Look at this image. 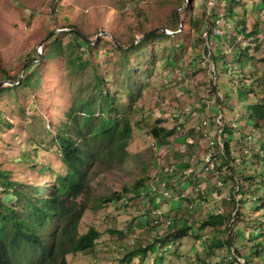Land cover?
Segmentation results:
<instances>
[{
	"label": "rangeland",
	"instance_id": "1",
	"mask_svg": "<svg viewBox=\"0 0 264 264\" xmlns=\"http://www.w3.org/2000/svg\"><path fill=\"white\" fill-rule=\"evenodd\" d=\"M191 18L198 23L194 27ZM155 28L170 37L142 39ZM79 32L94 45L91 49L83 44L80 50L90 60L82 70L67 61L72 51L79 54ZM56 37L60 54L32 70L29 65L50 52ZM255 39L262 41L259 50ZM262 57L264 0H214L213 5L209 0H0V83L16 87L11 82L19 81L25 70L34 78L31 87L18 86L0 95L5 121L0 122V169L25 185L48 184L52 171L65 169L54 136L67 111L76 110L85 122L80 108L90 101L95 113L88 118L94 124L107 105L101 87L94 85L95 68L118 107L114 114L130 116L133 134L123 162L117 150V157L92 178L79 233L95 227L101 236L93 247L67 254L68 264H234L233 247L208 254L206 245L212 238L236 239L235 228L250 232L258 213L251 221L235 215L217 231L200 230L201 220L216 212L227 217L234 198L248 202L264 191L246 185L239 191L241 184L216 176L206 162L215 149L221 162L215 126L220 113L225 122L251 134L255 120L249 110L264 95ZM256 79L253 94L247 89ZM157 118L175 130L166 145L150 135ZM258 123L262 129L254 127L262 136L256 135L248 146L234 139L228 168L220 172L239 179L260 172L261 162L252 156L264 143V123ZM137 182L141 184L134 191ZM124 187L129 192L122 200L102 202ZM0 195L15 205L8 193ZM153 209L162 215L153 217ZM240 210L251 209L241 205ZM184 228H190L187 235L178 238ZM246 239L237 242L243 258L264 264V258L251 259L252 243L243 245ZM139 241L145 252L136 251L130 259Z\"/></svg>",
	"mask_w": 264,
	"mask_h": 264
},
{
	"label": "trees",
	"instance_id": "2",
	"mask_svg": "<svg viewBox=\"0 0 264 264\" xmlns=\"http://www.w3.org/2000/svg\"><path fill=\"white\" fill-rule=\"evenodd\" d=\"M197 24V21H193L191 18L190 27ZM76 32H72L73 35H76ZM258 33H260V30H256V36ZM78 37L80 40H75V46L78 48L79 54L73 55L72 51L67 56V61L70 66L72 65V68L82 70L86 64L90 65V60L84 59L80 50L84 47L83 44L85 46L88 44L87 47H91V49L94 45L87 43L80 34H78ZM152 37L167 38L170 36L164 30L158 28L146 35L143 40ZM142 41L139 44H142ZM254 41L258 42L256 49L259 50L262 41L256 39ZM51 45L49 53H44L36 64L29 65L32 70H36L44 59L60 54L61 44L57 37L52 40ZM121 50L124 54L128 52V50ZM125 61L126 63L129 62L127 58ZM259 61L264 62V57L260 58ZM126 63L124 64L126 65ZM126 67H129V64ZM93 71L94 78H96L94 85L98 88L101 87L99 91L101 97L104 98V103H107V105L105 108H101L99 115L95 116L94 119L97 122L94 124L88 118L95 113L90 101H85L83 107L80 108L82 109L80 110L81 113L86 116L85 122L81 120L80 116L76 115V110L67 111L66 119L57 127V134L54 136V141L60 151V160L65 169L58 173L52 171L51 181L48 184L39 185L21 184L13 180L10 172L0 169V188L2 189L0 193H8L10 199L16 202L15 205H12L0 195V264H68L67 254L82 252L93 247L101 236V232L95 227H90L84 234L79 233V223L84 212L88 209L91 181L96 176L100 166H107L112 157H117L113 155L117 150L120 151L119 160L123 162L127 154L128 140L133 134V125L130 116L125 114L123 115L125 117L119 118L114 114L118 111V107L114 106L112 95L106 91L103 78L98 77L95 68ZM15 81L18 82L16 87L29 88L33 85L34 78L30 73L27 74L25 70L21 79ZM258 82L259 79L253 80L247 90L255 94V86L258 85ZM260 85L264 90V79L260 82ZM16 87L1 86L0 95ZM260 100L261 102L258 100L259 103H255L249 110V118L255 120V125L250 131L251 134H245L243 128L240 126L238 128L234 123L225 122L222 113H220V121H215L219 138L217 148H219L221 154V162L217 160V149H215L208 157L206 165L216 172V176L219 177L222 174L228 177L227 181L234 180L235 183L241 184L239 191L245 185L248 189L256 188L260 190L263 188L264 191V143L252 154L261 162L260 172L254 171L250 175H244L241 179L233 174L227 175L225 172H220L225 165L227 166L225 168H228V162L233 154L231 144L234 139L244 141L248 146V143L252 142L256 135H261L258 130L262 128L258 122L264 123V95L260 97ZM163 120L158 118L155 120L156 124L151 127L150 135L161 144L166 145L175 130L164 126ZM0 122H5L1 116ZM254 126H258L259 129ZM252 151L250 150V154ZM140 184V182H137L133 186L134 188L132 187L133 190L135 191L140 187ZM218 186L221 187L222 184H218ZM127 189L124 187L121 191L113 192L110 197L103 198L102 202L110 203L122 200L125 192H129ZM255 192L257 193V191ZM253 198L255 199L248 202L247 200L244 202L236 201L234 198L232 200L234 203L233 211L227 217L222 215L221 212H216L208 214L201 220L200 230L211 227L212 230L216 229L217 231L223 226H228L227 223L232 217L234 220L235 215L241 214L242 219L249 221H251L253 215L257 213L259 215V218L251 221L252 228L250 232L244 228H235V234L232 236L236 238L234 240L228 237L226 239L212 238L211 242L206 245L208 254H215L217 250L229 245L235 251V261L232 260L234 264H243L239 261V258L244 259V264H254L253 261L243 258L237 244L239 238L247 237L243 241V245H246L248 241L252 243L251 259L264 258V193ZM237 203L239 206H237ZM241 205L249 207L250 212L245 213L240 210ZM236 206L237 210L233 215ZM153 210L151 211L152 216L154 215ZM233 226L234 224L230 227V233L233 231ZM189 229H179L177 237L187 235ZM241 244L240 241L239 245ZM136 251L145 252V249L140 246V241L138 248L129 255L130 259ZM201 261L203 264H211L205 260Z\"/></svg>",
	"mask_w": 264,
	"mask_h": 264
},
{
	"label": "built area",
	"instance_id": "3",
	"mask_svg": "<svg viewBox=\"0 0 264 264\" xmlns=\"http://www.w3.org/2000/svg\"><path fill=\"white\" fill-rule=\"evenodd\" d=\"M213 3H214V0H209L210 5H213ZM217 33L219 34V33H221V31L218 30ZM153 213H154V215H156V214L162 215V212L159 209L154 210ZM158 222H159V219H158Z\"/></svg>",
	"mask_w": 264,
	"mask_h": 264
},
{
	"label": "water",
	"instance_id": "4",
	"mask_svg": "<svg viewBox=\"0 0 264 264\" xmlns=\"http://www.w3.org/2000/svg\"><path fill=\"white\" fill-rule=\"evenodd\" d=\"M158 28H156V29H154V30H152L151 32H153V31H155V30H157ZM151 32H148L147 34H145L143 37H142V39L143 38H145L146 37V35H149ZM79 34H81L80 32H79ZM82 35V34H81ZM84 38H86L84 35H82ZM90 42V41H89ZM21 77V76H20ZM7 82H9V81H5V82H1L0 83V87L2 86V85H4V83H7ZM12 84H14V83H18V82H11Z\"/></svg>",
	"mask_w": 264,
	"mask_h": 264
},
{
	"label": "clouds",
	"instance_id": "5",
	"mask_svg": "<svg viewBox=\"0 0 264 264\" xmlns=\"http://www.w3.org/2000/svg\"><path fill=\"white\" fill-rule=\"evenodd\" d=\"M220 117H221V116L218 117V120H219ZM219 121H220V120H219ZM154 210H156V209H154ZM154 210H153V211H154ZM154 216H155V215H153V217H154ZM160 218H161V217H160ZM160 218H159V222H158V224L160 223ZM239 261H240L241 263H243V264L245 263V262H244V259H242V258H239Z\"/></svg>",
	"mask_w": 264,
	"mask_h": 264
},
{
	"label": "bare ground",
	"instance_id": "6",
	"mask_svg": "<svg viewBox=\"0 0 264 264\" xmlns=\"http://www.w3.org/2000/svg\"><path fill=\"white\" fill-rule=\"evenodd\" d=\"M219 141V140H218Z\"/></svg>",
	"mask_w": 264,
	"mask_h": 264
}]
</instances>
